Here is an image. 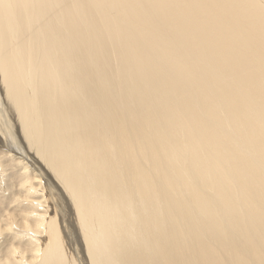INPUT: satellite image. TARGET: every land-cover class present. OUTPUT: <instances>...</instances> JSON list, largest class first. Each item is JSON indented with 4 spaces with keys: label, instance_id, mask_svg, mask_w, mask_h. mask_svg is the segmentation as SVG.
Wrapping results in <instances>:
<instances>
[{
    "label": "bare ground",
    "instance_id": "1",
    "mask_svg": "<svg viewBox=\"0 0 264 264\" xmlns=\"http://www.w3.org/2000/svg\"><path fill=\"white\" fill-rule=\"evenodd\" d=\"M0 146V264H264V0H0Z\"/></svg>",
    "mask_w": 264,
    "mask_h": 264
},
{
    "label": "rangeland",
    "instance_id": "2",
    "mask_svg": "<svg viewBox=\"0 0 264 264\" xmlns=\"http://www.w3.org/2000/svg\"><path fill=\"white\" fill-rule=\"evenodd\" d=\"M2 148H0V150H3ZM17 155L18 154L14 153V152L12 154H9L10 158L8 156L2 157L0 155V165H2V167H3V164H6V166L4 168H2L0 166L1 167L0 171L3 170L1 172L2 174L0 176V182L3 185L1 187V184H0V220L5 218V216L8 212L9 213H17L21 210L20 208H18V206L22 207V205L19 202L20 199L17 198L18 191L20 192L19 185H20V182L23 180V179H21V175L27 174L28 176H31L30 172H26L23 174L22 165H20V164H22L21 158H19V155L18 156ZM16 158H17V160H14ZM27 171H28V169H27ZM45 181H46V177H43V179L41 180V183L39 181L33 182V183L35 185H38L40 183V185L43 186L45 184ZM21 193H23V191H21ZM14 200L16 201L17 204L15 203ZM18 202H19V204H18ZM15 204H16V206H15ZM39 208H40L39 210L42 209V207H39ZM14 209H15V211H14ZM1 214L5 215V216H3V218H2ZM13 230H14V232L17 231V229H12V230L10 229V231L6 230V229L1 230V232H0V256L5 254V252L8 251V249L11 247V245H13V247H16L15 245L18 244L17 247L21 251L23 250L22 252H24V254L26 255L25 257H27V258L30 257L29 256L31 253V251L29 250L30 244L25 239L19 240V237H14L13 236L14 235ZM14 239H16V240H14ZM81 246H82V243H81ZM23 247H24V249H23ZM80 251H81L80 253H82V249ZM82 257H83L84 261H86V255H85L84 249H83ZM0 258H3V257H0ZM76 263L79 264L78 261ZM85 264H89V262H85Z\"/></svg>",
    "mask_w": 264,
    "mask_h": 264
}]
</instances>
